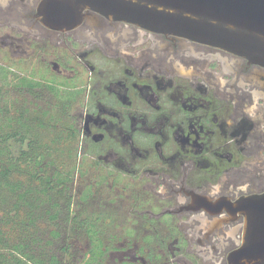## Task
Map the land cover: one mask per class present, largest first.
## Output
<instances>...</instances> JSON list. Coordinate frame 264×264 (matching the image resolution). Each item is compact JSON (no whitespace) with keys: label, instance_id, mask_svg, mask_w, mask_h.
Returning a JSON list of instances; mask_svg holds the SVG:
<instances>
[{"label":"flooded vegetation","instance_id":"af4514ba","mask_svg":"<svg viewBox=\"0 0 264 264\" xmlns=\"http://www.w3.org/2000/svg\"><path fill=\"white\" fill-rule=\"evenodd\" d=\"M41 2L0 0V114L69 109L102 263L228 264L264 194V67L93 13L52 30Z\"/></svg>","mask_w":264,"mask_h":264},{"label":"trees","instance_id":"16d2710c","mask_svg":"<svg viewBox=\"0 0 264 264\" xmlns=\"http://www.w3.org/2000/svg\"><path fill=\"white\" fill-rule=\"evenodd\" d=\"M67 110L36 114L34 124L0 114V264H103L95 214L72 195L79 134Z\"/></svg>","mask_w":264,"mask_h":264},{"label":"water","instance_id":"95a60500","mask_svg":"<svg viewBox=\"0 0 264 264\" xmlns=\"http://www.w3.org/2000/svg\"><path fill=\"white\" fill-rule=\"evenodd\" d=\"M91 13L239 55L264 67V0H42V23L77 27ZM243 242L228 264H264V194L243 199Z\"/></svg>","mask_w":264,"mask_h":264},{"label":"rangeland","instance_id":"374dc122","mask_svg":"<svg viewBox=\"0 0 264 264\" xmlns=\"http://www.w3.org/2000/svg\"><path fill=\"white\" fill-rule=\"evenodd\" d=\"M71 115V114H70ZM72 117V116H71ZM73 118V117H72ZM74 119V118H73ZM79 136V135H78ZM77 143L75 144V147H76V150L74 149V152H73V155H76L75 157H76V160H78V153L80 152L79 151V144H78V142H79V137L77 138ZM75 173H76V171H75ZM78 186H79V180H78V177L75 179V176H74V183H73V187H72V195L75 197V201H76V203H79V200H77L78 199V190H77V188H78ZM80 204V203H79ZM80 247L81 248H79V251L81 252L82 251V249H84V250H87L88 249V247L89 246H86V244H85V242H83L82 241V243H80ZM87 247V248H86ZM74 253H76V254H78V251L77 252H74ZM79 255H81L80 253L77 255V258L79 257ZM83 255V254H82ZM81 257V256H80ZM74 262H76L75 260H73V259H70V262L68 263V264H75Z\"/></svg>","mask_w":264,"mask_h":264}]
</instances>
